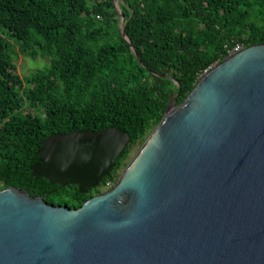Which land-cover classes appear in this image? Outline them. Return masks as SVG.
<instances>
[{
	"label": "water",
	"instance_id": "1",
	"mask_svg": "<svg viewBox=\"0 0 264 264\" xmlns=\"http://www.w3.org/2000/svg\"><path fill=\"white\" fill-rule=\"evenodd\" d=\"M125 29L121 14L133 50ZM129 140L115 127L52 135L33 176L87 193ZM0 264H264V44L224 53L172 97L117 183L80 208L0 188Z\"/></svg>",
	"mask_w": 264,
	"mask_h": 264
},
{
	"label": "trees",
	"instance_id": "2",
	"mask_svg": "<svg viewBox=\"0 0 264 264\" xmlns=\"http://www.w3.org/2000/svg\"><path fill=\"white\" fill-rule=\"evenodd\" d=\"M0 0V187L78 209L117 183L133 148L201 75L238 45L264 44V0ZM16 49L18 52H16ZM47 57L29 76L15 57ZM126 131L130 140L99 185L80 193L33 176L55 134Z\"/></svg>",
	"mask_w": 264,
	"mask_h": 264
},
{
	"label": "rangeland",
	"instance_id": "3",
	"mask_svg": "<svg viewBox=\"0 0 264 264\" xmlns=\"http://www.w3.org/2000/svg\"><path fill=\"white\" fill-rule=\"evenodd\" d=\"M119 25L121 26V21ZM16 52H18L17 49H16ZM49 61L50 60L47 57H38V58L33 59V58L19 54L18 57H15L16 72L21 77H26L40 69H44L45 67L49 66ZM139 149L140 147L132 149L131 155H130L131 157L129 159L130 161L132 160V158L135 156V154L137 153Z\"/></svg>",
	"mask_w": 264,
	"mask_h": 264
},
{
	"label": "built area",
	"instance_id": "4",
	"mask_svg": "<svg viewBox=\"0 0 264 264\" xmlns=\"http://www.w3.org/2000/svg\"><path fill=\"white\" fill-rule=\"evenodd\" d=\"M241 50H243V48L241 47V46H237V47H235L233 50H231V51H229L228 52V54H234V53H236V52H239V51H241ZM210 69H208V70H205L204 71V73L201 75V77L205 74V73H207L208 71H209ZM104 190H109V189H111L112 188V184H111V182H107L106 184H105V186H104Z\"/></svg>",
	"mask_w": 264,
	"mask_h": 264
}]
</instances>
